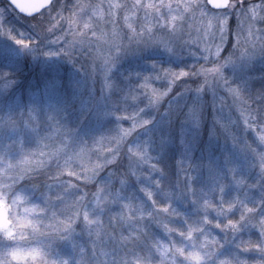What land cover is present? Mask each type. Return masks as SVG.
Wrapping results in <instances>:
<instances>
[{"label":"clouds","instance_id":"obj_1","mask_svg":"<svg viewBox=\"0 0 264 264\" xmlns=\"http://www.w3.org/2000/svg\"><path fill=\"white\" fill-rule=\"evenodd\" d=\"M0 264H264V0H0Z\"/></svg>","mask_w":264,"mask_h":264}]
</instances>
